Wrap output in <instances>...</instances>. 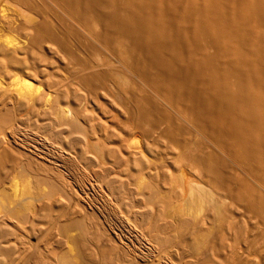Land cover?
I'll return each mask as SVG.
<instances>
[{
    "label": "rangeland",
    "instance_id": "obj_1",
    "mask_svg": "<svg viewBox=\"0 0 264 264\" xmlns=\"http://www.w3.org/2000/svg\"><path fill=\"white\" fill-rule=\"evenodd\" d=\"M119 1L125 2V0ZM190 1L191 6L196 7V14L213 2V0H179L175 22L180 26L185 24L184 18ZM0 8L7 10L8 18L3 20L0 18V47L5 45L7 40L24 42V48L31 50L21 57L22 63L34 64L39 68L37 77L52 90L61 94V103L70 104L73 113L77 112L78 122L82 123L84 128L87 125L85 121L91 120L92 117L91 124L94 123L96 135L101 139L97 140L99 142H95L94 138L90 139L91 146L99 143L106 148L117 150L116 156L122 166H116L112 161L110 163L106 160L108 162L104 165V169L112 170L108 173L105 170V173L101 174V178L105 177L103 180L100 178L102 183L104 181L102 184L95 182L96 179L91 172L94 171L92 167L98 169L93 148L92 151L90 149L91 153L87 154L91 161L90 165L88 163V167L83 168L75 163L77 161L75 156L79 153L80 146L75 145L76 151L66 148L63 144L52 146L57 150L60 159L70 162L72 160V163L79 167V172L83 173L82 177L86 180L84 179V183H79L83 186H76L88 203V198L79 188L84 189V186L91 181L96 189H100L96 194L94 193V196L89 191L92 200L89 206L102 216L105 220L104 227L108 232L106 233H110L116 239L122 250L118 248L120 249L118 251L108 246L98 249L97 236L101 233L94 225L98 223L95 222L96 218L88 217L90 221L82 220L79 216L66 218L61 212L63 206L55 205L52 208L33 209L22 220H12V224L10 223L14 228V224L17 223L20 228L15 232L24 244L23 256L26 262L38 264L31 251L43 247L45 243H55L57 236L60 238L64 236L68 238L67 241L74 251L70 254L65 246L61 245L60 248H56L55 253L46 254L49 262L58 264L57 257L66 254L72 264L82 259L85 264H131V261L134 264H264L263 181L238 150L215 139L200 125L185 103L169 97L160 87L140 73L133 62V57L124 49L128 45L126 39H105L99 21L93 18L89 22L84 21L77 12L67 8L63 0H0ZM254 25L258 34L264 35V25L257 22H254ZM44 26L46 29H41ZM215 49L214 46H207L205 53L214 54ZM230 49L235 53H246L249 57L252 55V51L240 43H236ZM6 63L10 70L20 68L16 66L20 65L16 62ZM263 93L262 91L260 94ZM146 107L152 108L148 116L141 113L142 108ZM77 109L83 114L78 113ZM0 117L7 119L3 128L7 136L15 137L17 134L25 133L30 137L40 138V142H43L38 128L44 124V117H34L31 120L21 118L13 113L12 108L1 105ZM18 124L20 126H17ZM132 133L139 137L142 144V148L137 153L141 152L138 153L139 164L147 172L145 174L143 171L145 184L144 188H141L142 192L138 190L142 178V172L139 171L141 168L138 169L134 163L136 161L132 160L131 152L134 150L129 149V151L126 146ZM18 144L25 147L20 142ZM21 149L35 152L31 147ZM43 156L40 157L42 161L46 160V156ZM23 168L15 159L14 163L0 160V178L8 188L13 178L18 183H26L28 180L32 182L34 180L32 174L24 172ZM113 168L118 172L120 169L124 170L118 173ZM212 170H220V177L216 179L219 186L211 179ZM114 172L119 176L121 184L118 182V176H114ZM110 176L114 177L110 179ZM108 182L113 183L114 187ZM105 183L108 185L106 186ZM115 183L118 184H116L118 188ZM194 184L199 188L194 187ZM120 187L124 189V193ZM130 188L135 190L132 191ZM193 189H196L195 193ZM7 190L6 194L10 193V195L8 194L6 198L13 200L12 206L15 202L14 205L19 204L17 208L21 207L19 200ZM210 192L211 194L208 195ZM196 193L199 195L203 193L200 199H204L200 201L202 208L200 207L199 212L195 209L189 210L187 204L189 194L192 196ZM205 193L206 197H204ZM120 195H123V198ZM120 198L124 202H120ZM211 200L214 205L210 206ZM117 201L120 202V207L116 206ZM218 206L223 207L222 213L218 212ZM26 209L25 207L23 211ZM127 210L128 212L132 210V216ZM134 213L136 214L133 215ZM77 222L85 224L86 232H83ZM66 226L68 231L62 232ZM101 236L106 237L103 234ZM29 247L32 249H28ZM86 247H89L88 255L81 256V248ZM129 258V261L126 260Z\"/></svg>",
    "mask_w": 264,
    "mask_h": 264
},
{
    "label": "bare ground",
    "instance_id": "obj_2",
    "mask_svg": "<svg viewBox=\"0 0 264 264\" xmlns=\"http://www.w3.org/2000/svg\"><path fill=\"white\" fill-rule=\"evenodd\" d=\"M178 1L63 0L66 7L77 12L84 21L89 22L92 18L99 21L102 25V36L105 39H126L128 45L124 49L133 57V62L140 73L160 87L169 97L185 103L194 119L207 129L215 139L228 144L234 150H238L254 167L264 183V93L260 94L262 91L264 92V35L260 36L254 25V22L264 25V0H213L212 3L206 5L203 9L201 8L199 14L195 13L196 7L191 6L190 1L184 18L185 24L181 26L175 22ZM6 12V9L0 8V18L2 20L7 18ZM41 29H46V27L44 26ZM236 43L250 49L252 55L249 57L246 56V53L232 51L230 47L233 48ZM24 44V42L18 40H7V43L0 47V105L12 108L13 113L21 118L31 120L34 117H44V124L38 128L43 142H40V138L30 137L25 133L17 134L15 137L7 136L3 130L4 121L7 119L0 117V160L13 161L14 163L15 159L18 164L24 167L23 171L30 172L32 178H34L32 182L28 180L26 183H18L13 178L9 188L5 185L4 180L0 178V264H29L23 256L24 244L15 232L19 226L15 223V228L12 227L10 225L12 220L20 221L23 217L28 216L33 209L52 208L55 205L63 206L61 212L66 218L79 216L82 220H86L88 217H90L89 219H91V216H93L92 218L95 217L97 221H94L98 222L94 224L97 230L100 231L101 235H106L104 238L98 234V238L96 237L97 240L99 239V244L96 242L97 248L104 249L108 246V248L118 250L121 247L110 233L107 234L106 227H104L105 220L92 209L93 207L89 206V203H92L89 191L94 196V193L96 194V191L98 192L100 189H96L91 181L89 184L87 183L91 187L90 189L85 184L84 189L79 188L84 196L88 198V203L77 189L79 183H84L85 178L82 177L83 173L81 174L79 167L76 166L88 167V163L91 161L87 154L93 148L98 169L91 166L94 170L91 172H93L92 174L96 179L95 182H101V174L108 169H104V165L108 162L106 160H109L110 163L112 161L116 166H121L116 156L117 150L106 148L105 145L101 146L99 143H97L98 145L94 143L95 145L91 146L90 139L94 138L95 142H99L97 140L101 139L96 135V126L93 125L94 123L91 124L92 117L90 116L91 120L88 121L85 118L88 115H83L87 123L84 128L81 125L82 123L78 122L77 112L74 111L73 113L70 104L66 102L67 104L63 105L61 103V94L52 90L49 85L40 80L41 78L37 77L39 68L34 64L22 63L21 57L31 50L25 49ZM207 46L216 48L214 54L207 55L205 53ZM7 61L12 64L13 62L14 64L15 62L20 64L16 65L20 68L10 70L7 67ZM79 109L82 110V108ZM80 110L77 109L78 113L83 114L82 111L79 112ZM151 112L152 108L149 107L141 110L144 116H148ZM19 124L17 126H20ZM132 137L127 141L126 146L127 150H134L131 152L132 160L136 161L134 163L138 169L141 168L139 171L142 172V178L139 181L140 184H138V190L141 191L145 184V178L144 168L139 164V152L137 153V151L142 148V144L137 135L132 133ZM19 142L25 147L19 146ZM62 144L71 149H75V145L81 147L79 153H74L76 154L75 160L77 159L76 165L72 163V160L70 162L57 156V150L52 146H61ZM78 146L77 148H79ZM26 147L34 148L35 152H26L21 149H26ZM36 151L39 153H36ZM42 155L46 156V160H40ZM92 157L94 156L92 155ZM75 160L73 159V161ZM84 170L86 172V169ZM123 170L120 169L119 172ZM110 171L107 170V173ZM114 171L116 170L114 169ZM212 175L214 177L211 176L212 178H210L218 185L216 179L220 177V170H212ZM114 176H118L117 173ZM103 178L101 179L103 180ZM112 178L110 176V179ZM117 179H119V176ZM113 180L115 181V179ZM127 181L129 184V180ZM118 182H120V179ZM102 184H104V181ZM112 184L109 183L113 186ZM81 185L83 186V184ZM105 185H102V187ZM119 186L122 187V185ZM194 187L199 188L195 184ZM6 189L11 191L13 196L19 200L21 207L17 208L19 204L17 203L18 206L17 204L14 205L15 202L12 206L13 200L6 198L8 194L10 195V193L6 194ZM135 189L137 193V187ZM108 193L110 194V191ZM125 194L127 195L126 192ZM199 194L196 193L192 196L189 194L190 198L187 199L189 203L186 201L189 210L193 209L192 211H194L195 209L199 212L202 206L200 201L204 200H201L203 193L202 195ZM210 194L211 192L208 195ZM122 196L121 198H123ZM204 197H206V193ZM121 198L119 199L120 202L123 201H121ZM124 198L127 200L125 195ZM119 201L116 202L117 207H120ZM127 203L129 204V202ZM213 203L212 201L210 206ZM222 203L224 206V202ZM25 207L27 209L23 211ZM219 207H217L218 212L222 213L223 207ZM131 208L133 209V207ZM129 212L131 214L132 210ZM129 212L127 210V213ZM121 214L123 215V212ZM126 217H128L127 214ZM77 223L83 232H86L85 224L83 222ZM67 231L68 227L66 226L62 232ZM121 232L123 233V231ZM12 237L14 240H12ZM67 239L64 236H61V238L57 236V240H54L55 243H45L43 247L31 251V254L36 257L38 264H56V262H49L46 254L55 253L56 248H60L61 245L65 246L67 252L71 254L74 249L69 245ZM28 249L31 250L32 248L29 247ZM88 250L89 247L81 248V256L86 257ZM74 257L77 258V256ZM57 258L58 264H72L66 254ZM130 258L126 260L129 261ZM84 262L82 259L80 262L73 264H85ZM131 262V264H134L133 261Z\"/></svg>",
    "mask_w": 264,
    "mask_h": 264
}]
</instances>
